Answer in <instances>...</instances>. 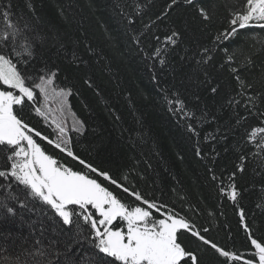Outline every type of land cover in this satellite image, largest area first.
Instances as JSON below:
<instances>
[{"label": "trees", "instance_id": "16d2710c", "mask_svg": "<svg viewBox=\"0 0 264 264\" xmlns=\"http://www.w3.org/2000/svg\"><path fill=\"white\" fill-rule=\"evenodd\" d=\"M168 3L170 0H0V11L11 5L8 10L13 19L23 17L42 37L35 57L21 67L34 77L43 74L41 69L58 70L56 86L72 89L69 108L84 124L82 133H69L78 156L108 171L119 183L135 186L146 198L186 215L199 229L208 228L202 234L226 250L248 253L249 233L241 225L240 212L250 234L264 240V153L253 155L256 149L243 137L248 125L259 123L264 98L252 109L255 115H249L243 104L229 108L227 101L238 90L229 68H237L242 78L254 83L255 92L264 93L260 82L264 75V30L247 28L234 38L217 41L212 62L199 67L195 61L189 64L181 60L185 50L190 57L202 47H213V37L227 27L229 12L239 8L242 0H200L214 13L207 27L194 9L182 4L165 14ZM173 29L180 32V40L177 46H168L167 63L161 65L153 58L155 49L164 47L156 37L163 41ZM89 48L94 51L90 53ZM225 49L235 53L230 65L225 63ZM73 53L78 62H72ZM245 57L252 65L242 67ZM205 70L211 85L199 83ZM89 77L94 88L83 82ZM212 86L219 87L216 94L211 93ZM174 92L196 116L201 110L207 111L208 122L181 119L180 113L169 111L165 95L175 99ZM247 94L252 95L253 90ZM233 112L247 120L229 132L235 125ZM28 123L51 138L34 111ZM189 123L196 134L187 130ZM225 135L226 140L222 139ZM36 139L49 154L76 170L82 169L46 141ZM240 155L247 157L243 172L236 167ZM233 172L235 178L230 180ZM6 183L0 178V184ZM233 183L239 192L235 202L220 192L222 186L227 189ZM107 186L126 202L132 199L114 185ZM18 195L24 199L22 192ZM9 203L15 214L0 209V264L28 259L26 250L38 239L44 245L62 239L47 206L39 201H29L23 208L18 201ZM190 247L200 256L201 264H223V258L212 250L199 251L207 247L199 241ZM77 249L80 254L73 258L79 264L89 245L83 241L73 252Z\"/></svg>", "mask_w": 264, "mask_h": 264}, {"label": "snow or ice", "instance_id": "6c2138e0", "mask_svg": "<svg viewBox=\"0 0 264 264\" xmlns=\"http://www.w3.org/2000/svg\"><path fill=\"white\" fill-rule=\"evenodd\" d=\"M181 4L194 9L204 27L213 21L214 13L201 4L200 0H170L165 14ZM10 7L11 5L8 9ZM8 9L0 11V21L3 24L0 28V178L7 181L6 184H0V189H3L0 209L6 210L8 214H15L10 201H18L22 208L27 207L29 201H39L52 213L62 237L47 245L40 239L36 240L33 248L26 250L28 259L21 261L17 258V264H78L73 256H79L81 250L77 249L75 253L73 250L76 244L83 241L88 243L89 251L80 257L79 264H201L200 256L190 247L195 241L207 246L199 248V251L212 250L218 257L223 258V264H264V240H258L250 234L242 210L240 222L245 233H249L248 253L226 250L202 234L207 233L208 228L199 229L186 215L155 199L146 198L139 190H135V186L129 188L119 183L108 171L82 159L73 151L63 122L51 118V123L59 133L55 139L30 125L29 114L33 111L45 120L50 119L45 111L46 105L36 104L37 90L44 101L55 97L63 105L72 95V89L56 86L58 70L41 69L43 74L34 77L28 74L26 67H21L28 65L35 57L37 43L42 42V37L34 32L31 24L23 17L14 20ZM247 28L264 30V0H242L239 8L229 12L227 27L213 37V47H202L190 57L186 49L181 60L189 64L195 61V65L199 67L207 66L214 59L212 53L216 50L217 41L234 38L240 30ZM180 35L178 30L173 29L164 36L163 41H160L159 36L156 37L164 47H157L153 58L158 59L161 65L167 63L168 46H177ZM88 51L91 53L94 50L89 48ZM224 51L225 63L230 65L234 61L235 53L230 54L227 49ZM78 61L79 57L73 53L72 62ZM245 61L242 67L253 63L248 57H245ZM229 71L235 78L238 90L235 96L229 97L227 106L234 109L243 104L249 115H255L252 109L256 107L258 99L264 98V93L255 92L254 83L242 78L237 68L230 67ZM83 82L90 88L95 87L90 77ZM260 82L264 84V75ZM199 83L211 85L210 74L206 70L204 80ZM218 90V86L210 87L213 94ZM249 90H253L252 95L247 94ZM172 95L175 99L165 95L170 106L169 111L180 113L181 119L208 122L207 111L201 110L198 117L187 108L178 92ZM196 99L199 100V97ZM60 111H63V107ZM233 116L235 125L229 132L247 120V117L239 116L235 112ZM257 118L259 123L248 125L243 138L246 144L256 149L253 155L259 156L264 153V112L259 113ZM83 129L84 124L74 120L72 131L82 133ZM187 130L196 134L191 123L187 124ZM36 138L46 141L65 157L78 162L82 169L76 170L49 154ZM222 139L226 140L227 135ZM196 155H200L199 149ZM246 159L245 155L239 156L240 163L236 166L238 171H244ZM234 178L235 172L229 179ZM124 179L127 180V176ZM107 185H114L132 199L126 202ZM18 191L23 193V200L20 199ZM220 192L233 202L239 196L234 183L229 184L227 189L222 186ZM183 237L194 240L188 239L186 242Z\"/></svg>", "mask_w": 264, "mask_h": 264}, {"label": "rangeland", "instance_id": "374dc122", "mask_svg": "<svg viewBox=\"0 0 264 264\" xmlns=\"http://www.w3.org/2000/svg\"><path fill=\"white\" fill-rule=\"evenodd\" d=\"M38 82V80H37ZM36 104L37 106L46 105L45 111L48 112L50 119L45 120L43 117L36 115L40 120L41 124L47 129V131L51 134V139H55L59 133L55 128V125L51 123V118H55L57 122H63L64 126L68 130V138L70 132L72 131L74 120H78L75 115L71 112L67 102L63 105L59 102V100L55 97H50L48 101H44L42 97H40L39 92H36ZM63 107V111L61 112L60 109ZM50 109V111H49ZM35 113V112H34Z\"/></svg>", "mask_w": 264, "mask_h": 264}]
</instances>
